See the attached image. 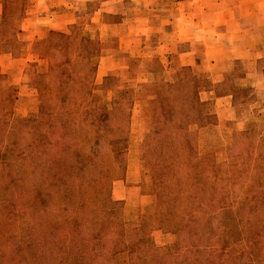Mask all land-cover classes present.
Here are the masks:
<instances>
[{"label": "rangeland", "instance_id": "obj_1", "mask_svg": "<svg viewBox=\"0 0 264 264\" xmlns=\"http://www.w3.org/2000/svg\"><path fill=\"white\" fill-rule=\"evenodd\" d=\"M34 1L0 0V182L25 176L29 187L19 216L3 218L0 202V261L27 225L66 217L65 238L86 239L94 264H264V244L246 239L264 234L252 213L264 200V69L243 87L238 61L211 77L203 41L169 45L162 24L200 13L196 0H94L62 29L25 22ZM206 177L229 213L194 203ZM230 219L238 235L224 246Z\"/></svg>", "mask_w": 264, "mask_h": 264}, {"label": "crops", "instance_id": "obj_2", "mask_svg": "<svg viewBox=\"0 0 264 264\" xmlns=\"http://www.w3.org/2000/svg\"><path fill=\"white\" fill-rule=\"evenodd\" d=\"M93 1L35 0L25 22L29 21L33 25L32 28L59 27L62 29L69 24L77 23L82 18L81 11L87 9ZM106 1L107 3L103 4L105 6H112L113 3H116V1L110 2L111 0ZM195 2L205 6L200 9V13H192L193 15L184 13L174 22L162 24L172 25L169 33V45L175 47L177 52L179 47L182 48L180 46L182 44L203 41L207 47V51L203 53L207 60L204 57L203 64L209 65L211 70L215 69L212 71L211 77L220 74L224 78L230 76L232 72L227 70L228 64L234 60L238 61L240 66L245 69L243 71L245 76L235 82L239 85L243 84V87H254V83L259 79L258 69H264V0H196ZM190 7L192 11L199 9L198 7L194 9V5H190ZM71 19L74 20L70 21ZM244 21L247 24L241 29L249 28V31L239 35L236 32L239 30L233 27ZM212 28L214 31L208 32ZM137 41L140 42V39ZM208 48H224L225 53L220 49H216L215 53H209ZM196 53H188L184 49V52L179 56L183 60L198 59L195 56ZM106 69H109L107 74L110 75V66ZM257 83L264 85L262 81ZM223 94L225 93L218 94V106L222 100L226 103V98L220 99ZM234 111H237L236 108Z\"/></svg>", "mask_w": 264, "mask_h": 264}, {"label": "trees", "instance_id": "obj_3", "mask_svg": "<svg viewBox=\"0 0 264 264\" xmlns=\"http://www.w3.org/2000/svg\"><path fill=\"white\" fill-rule=\"evenodd\" d=\"M29 121V119L21 120V126H19L20 129L17 131L16 136L19 141L12 142V144L9 145L10 147H14L16 148V150L21 149L19 148V146H21L20 142L24 143V141L20 139L24 138V135H22V127H25L24 124ZM33 147H39V145H35L32 143L31 145H29L28 151L34 152ZM24 149H26V147ZM9 150L5 151V154L3 155L5 158H7L9 155H6V153L11 152V150ZM15 152L16 151L12 152V154ZM17 155L18 157L19 155H25V150L18 151ZM16 158H14L13 154V159L15 161H18ZM23 160H25V158H23ZM22 170L23 169L20 167L17 172L20 173ZM220 171V167L217 168L216 174L218 175ZM64 172H67L68 176H70L74 172V169L72 167H69L67 168V170L65 169ZM2 177L3 179L0 182V202L2 203L1 215L3 218L9 219L13 216H19L25 210L23 201L28 195L29 187L25 176H20V178H18V176L14 175L13 177L9 178L10 180H6V177L4 175ZM59 185L55 183L49 184L48 188L56 189L58 193H62V186L60 187ZM260 187H264V185H260ZM219 192L220 187L217 181H214L212 183L209 177L202 178L196 186L197 197L195 198L194 203L200 205L199 208H201V206H205L206 208L208 206L216 204L215 208H217L216 211L218 213H220V211H228L225 206H222ZM9 203H13V206H11V204ZM206 203H208L207 206ZM255 203V211L252 213L255 215L256 226L257 224H260L262 218H264V200ZM229 212L230 211L225 213ZM225 213L223 214V216H230V214L226 215ZM217 217L220 216L211 215L210 220H215ZM226 219H228V217H226ZM50 222L51 221H48V219H44L40 226L27 225V228L24 229L23 233L25 236L23 238L15 240L18 241V245H16L11 250V252L3 256L0 264H94L93 262H87V260L91 258L95 253L94 251L92 252L87 250V247L83 246L84 242H87L86 239L79 240L76 236L71 240L65 238L67 236L65 227L68 222H70L68 218L61 217L58 220H55L54 223ZM108 222L109 227L113 225V222H111L109 219ZM233 223L234 220L231 221V219L229 222H226V225L228 227L232 226L233 228L223 232L224 236L222 241L224 243V246L229 245L230 241L234 242L236 236L238 235L235 231ZM210 231V235H213V232H215L212 231V229ZM247 232H249L248 237H251L246 238L248 243L251 245L250 247L258 249L260 248V246H262V244H264L263 231L250 230ZM242 234L245 233L242 232ZM238 239H240L241 241L245 240L241 238ZM224 248L225 247H222V250H224Z\"/></svg>", "mask_w": 264, "mask_h": 264}]
</instances>
